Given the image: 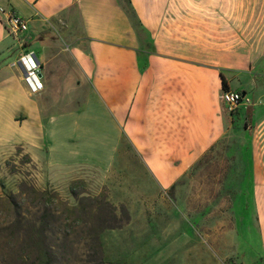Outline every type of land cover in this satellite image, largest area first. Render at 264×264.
<instances>
[{
  "label": "crops",
  "instance_id": "1",
  "mask_svg": "<svg viewBox=\"0 0 264 264\" xmlns=\"http://www.w3.org/2000/svg\"><path fill=\"white\" fill-rule=\"evenodd\" d=\"M0 7L28 25L15 36L0 13V125L19 133L14 142L37 161L54 155L53 114L65 108L76 121L96 104L111 125H122L162 188L186 177L193 211L234 207L248 153L264 251V109L248 123L247 92L235 106L222 98L238 91L223 70L249 73L264 58V0H0ZM26 54L39 65L40 91L24 80L18 61ZM242 107L243 126L235 121ZM213 220L202 219V228L218 244L224 225ZM199 247L190 246L186 264H264V252L217 260ZM118 258L127 263L126 254Z\"/></svg>",
  "mask_w": 264,
  "mask_h": 264
},
{
  "label": "rangeland",
  "instance_id": "2",
  "mask_svg": "<svg viewBox=\"0 0 264 264\" xmlns=\"http://www.w3.org/2000/svg\"><path fill=\"white\" fill-rule=\"evenodd\" d=\"M223 72L228 79L233 77L232 86L247 92L252 102L248 114L243 107L235 114L236 123L243 126L247 114L248 123L256 124L264 109V58L249 73ZM100 112L98 105L90 104L77 125L65 108L58 109L53 114L57 119L55 154L44 152L40 161L30 156L27 146L14 142L17 131L0 125V235L8 232L16 208L24 238L37 217L49 209L54 232L47 235L55 264H118L120 254L128 256L126 264H186L191 245L217 260L236 252L262 255L248 153L242 174L234 180L238 183L232 195L234 207L227 212L208 204L202 211H193L186 206V177L170 189L162 188L122 125H111ZM33 127L27 125L20 131L29 133ZM224 182L231 186V181ZM100 209L109 213L110 223L123 220L126 213L129 220L120 228L95 234ZM206 217L224 225L223 242L216 244L209 231H204L202 219Z\"/></svg>",
  "mask_w": 264,
  "mask_h": 264
},
{
  "label": "trees",
  "instance_id": "3",
  "mask_svg": "<svg viewBox=\"0 0 264 264\" xmlns=\"http://www.w3.org/2000/svg\"><path fill=\"white\" fill-rule=\"evenodd\" d=\"M222 84L223 88L226 89L227 85L224 77L222 78ZM5 196L11 199L10 193H6ZM15 213L14 220L6 229L8 232L0 235V264H55L57 258L53 254V245L48 240L47 235L48 232H54V227L50 221L52 215L49 213V209H45L37 217V221L30 226V232H28L26 238H24V224L18 213V208H16ZM108 215L109 213L99 210L96 216L97 225L94 227L95 234L101 233L104 229L120 228L129 220V215L126 213L123 220L117 221L115 219V223H110V216ZM20 236L21 240L19 242ZM5 248H8L9 252L5 251Z\"/></svg>",
  "mask_w": 264,
  "mask_h": 264
},
{
  "label": "built area",
  "instance_id": "4",
  "mask_svg": "<svg viewBox=\"0 0 264 264\" xmlns=\"http://www.w3.org/2000/svg\"><path fill=\"white\" fill-rule=\"evenodd\" d=\"M0 13H5V23L9 32L15 36L25 31L28 28L27 21L20 15L15 14L12 11H6L3 7H0ZM24 68V80L29 85L33 92L40 91L43 87L41 81H39V65L34 61L30 54H26L18 61ZM16 64V63H15ZM222 98L229 104L235 106L242 99V95L238 91L225 90L222 93Z\"/></svg>",
  "mask_w": 264,
  "mask_h": 264
},
{
  "label": "water",
  "instance_id": "5",
  "mask_svg": "<svg viewBox=\"0 0 264 264\" xmlns=\"http://www.w3.org/2000/svg\"><path fill=\"white\" fill-rule=\"evenodd\" d=\"M245 95V93L242 94V97Z\"/></svg>",
  "mask_w": 264,
  "mask_h": 264
}]
</instances>
